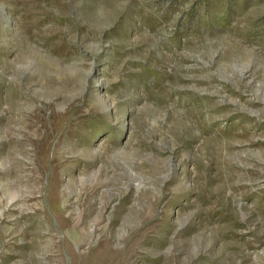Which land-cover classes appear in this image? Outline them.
Here are the masks:
<instances>
[{"label":"rangeland","instance_id":"1","mask_svg":"<svg viewBox=\"0 0 264 264\" xmlns=\"http://www.w3.org/2000/svg\"><path fill=\"white\" fill-rule=\"evenodd\" d=\"M0 264H264V0H0Z\"/></svg>","mask_w":264,"mask_h":264}]
</instances>
